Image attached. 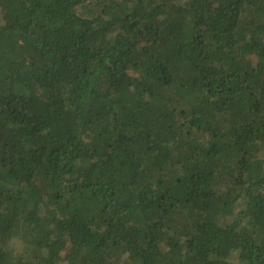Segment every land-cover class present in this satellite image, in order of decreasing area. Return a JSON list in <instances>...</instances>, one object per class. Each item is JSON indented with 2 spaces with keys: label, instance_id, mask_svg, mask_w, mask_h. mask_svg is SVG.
Listing matches in <instances>:
<instances>
[{
  "label": "trees",
  "instance_id": "1",
  "mask_svg": "<svg viewBox=\"0 0 264 264\" xmlns=\"http://www.w3.org/2000/svg\"><path fill=\"white\" fill-rule=\"evenodd\" d=\"M0 264H264V0H0Z\"/></svg>",
  "mask_w": 264,
  "mask_h": 264
}]
</instances>
